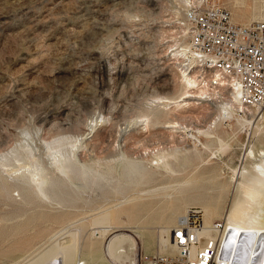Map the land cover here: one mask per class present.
Masks as SVG:
<instances>
[{
	"label": "rangeland",
	"instance_id": "obj_1",
	"mask_svg": "<svg viewBox=\"0 0 264 264\" xmlns=\"http://www.w3.org/2000/svg\"><path fill=\"white\" fill-rule=\"evenodd\" d=\"M182 1L0 0V264L23 263L80 223L83 243L95 231L89 217L129 207L113 226L137 235L135 264L161 253L162 228L184 217L167 220L165 206L180 194L165 189L176 176L155 166L162 153L178 176L204 183L200 193L221 207L214 220L224 218L239 170L264 150V116L243 127L220 117L227 89L223 100L185 93L173 54L184 36ZM258 1L216 0L232 21ZM59 140L64 157L50 146ZM57 159L80 170L67 177ZM36 165L55 181L49 199L22 176ZM185 207L204 213L196 201ZM92 238L105 246L100 233Z\"/></svg>",
	"mask_w": 264,
	"mask_h": 264
},
{
	"label": "bare ground",
	"instance_id": "obj_2",
	"mask_svg": "<svg viewBox=\"0 0 264 264\" xmlns=\"http://www.w3.org/2000/svg\"><path fill=\"white\" fill-rule=\"evenodd\" d=\"M234 1L241 5L246 4L245 0ZM182 2H185V0ZM215 3H217L216 0ZM252 10L250 12L242 9L235 11L233 14V22H246L244 24H247L252 18H256L257 20L263 19L264 0H259L254 7L252 6ZM177 13H179V10ZM173 54L180 60L178 65L181 67L180 76L186 88L185 93L192 92L191 90L196 89L195 91L200 99L212 100L223 97L221 91L222 89H227L228 97L221 103L222 112L220 114L221 116L219 115L220 117L235 119L243 127H247L250 124L255 125V119L254 121L251 120L254 116L263 118L264 110L258 111L255 108L245 107L241 104L236 85L233 83L232 74L228 70H224L223 67L217 65H209L208 68L202 67L190 52L187 42L183 39L181 43L178 42L176 44ZM170 102L163 103V107H167ZM176 106L180 107L182 105L177 102ZM176 124V122H173V126L171 127L177 128ZM190 136L193 135L191 134ZM59 141L62 143H55V141V144L50 146L51 149H56V152L58 154L60 153L61 157H64L65 153L63 154L60 149L65 144L63 140ZM196 146L197 144L194 143V147ZM173 157V159H176L174 155ZM253 158L251 167L244 166L239 170L238 175L240 179L234 185L236 192L224 216L229 232L223 242L221 257L223 260L229 262V264H260L261 258L264 257V150H261L258 156ZM158 160L159 162L155 165L156 167H159L160 170L164 169L166 173L172 176H176L174 180H171L173 183L165 189H175L180 194L178 197L171 198L169 204L165 206V210H170L169 216L167 217L168 222L178 221L179 218L181 219L185 216V210L188 208L185 205L192 201L202 204L204 220L207 224L211 223L212 219L214 220V218H217L221 214V207L215 202L206 200L202 195L203 192L200 193V187L204 185L203 182L191 179V174L183 177L178 176L180 174L178 173L179 170L172 167L171 160L169 161L168 155L164 153L159 155ZM56 161V164H58L57 168L67 177L69 173L77 169L80 170L76 167L77 164L76 166H69L71 163L69 165L68 163L64 164L61 159H57ZM209 169L210 167L200 172L194 171V173L203 176L206 170ZM212 173L217 174L216 168L212 169ZM22 176L27 179V184H30L28 182L33 183V191L35 190L36 196L39 197L41 195L43 199H49L50 191L48 192L47 187L51 184L53 186L55 181L49 180V182L42 173V168L37 166L29 171L27 175ZM218 184L220 187L227 189V184ZM57 187L59 188V185ZM33 196L35 197L34 193ZM35 199L37 198L35 197ZM126 202L127 200L121 202L120 205ZM174 202L178 204L171 206ZM123 213L130 215L133 212L130 207L119 211L106 209L95 213L92 217L88 216L91 218L90 222L95 228V231L91 232L90 236H87L83 243H80V238L86 232L83 224L80 223L72 228V230L69 229L67 231L68 234L66 237L68 239L61 240V238H55L53 235L43 249L32 257H28L29 259L27 258V260L24 258L26 261H23L21 264H78L81 260H83L82 264H135L133 252L136 250L134 247L136 246L135 238L137 235L131 233V230L128 228L124 229L120 227L114 229L115 227L113 226L115 223L122 222L121 216ZM172 229L173 227L166 226L161 230V238L159 239L158 245L163 254L176 253V246L172 240ZM95 233H100L101 236L105 237L104 247L99 246V242L93 241L92 236Z\"/></svg>",
	"mask_w": 264,
	"mask_h": 264
},
{
	"label": "built area",
	"instance_id": "obj_3",
	"mask_svg": "<svg viewBox=\"0 0 264 264\" xmlns=\"http://www.w3.org/2000/svg\"><path fill=\"white\" fill-rule=\"evenodd\" d=\"M183 40L204 68L217 65L232 74L245 107L264 110V18L233 23L215 0H185ZM210 232V234H208ZM229 232L224 218L207 224L200 209L190 208L172 229L175 254H142L137 264H229L221 257Z\"/></svg>",
	"mask_w": 264,
	"mask_h": 264
},
{
	"label": "snow or ice",
	"instance_id": "obj_4",
	"mask_svg": "<svg viewBox=\"0 0 264 264\" xmlns=\"http://www.w3.org/2000/svg\"><path fill=\"white\" fill-rule=\"evenodd\" d=\"M260 264H264V257L261 258Z\"/></svg>",
	"mask_w": 264,
	"mask_h": 264
}]
</instances>
